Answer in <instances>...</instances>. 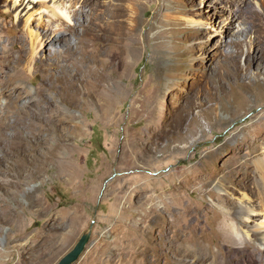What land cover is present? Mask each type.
I'll list each match as a JSON object with an SVG mask.
<instances>
[{"label": "rangeland", "instance_id": "374dc122", "mask_svg": "<svg viewBox=\"0 0 264 264\" xmlns=\"http://www.w3.org/2000/svg\"><path fill=\"white\" fill-rule=\"evenodd\" d=\"M20 1L0 0V264H58L90 229L74 264L258 259L232 232L264 233L239 213L264 148V0Z\"/></svg>", "mask_w": 264, "mask_h": 264}, {"label": "bare ground", "instance_id": "6f19581e", "mask_svg": "<svg viewBox=\"0 0 264 264\" xmlns=\"http://www.w3.org/2000/svg\"><path fill=\"white\" fill-rule=\"evenodd\" d=\"M20 2H22V3H21V5H18L17 9L19 7H21V6H23V5H25L24 9H26V8H29L30 5H31L30 0L27 3H26V0H23V1H20ZM18 3H19V0H14L13 5L17 6ZM32 16H33V14H30L25 19V26H28V24H29L28 22L30 21ZM32 39H33V41L38 42L39 41V36L36 35V33L35 34L32 33ZM16 89H18V87H16L15 90ZM20 91L21 90H19V92ZM20 94H22V93H20ZM19 96L20 95H18L17 97H19ZM74 119H75V116L73 114L69 115L68 112L61 113L60 121H62L63 123L64 122H69V121L73 122ZM74 127H75L74 129L75 130L77 129L76 131H78L79 123H74ZM259 155H261V156L257 157L253 161V163H251L252 167H249L247 164H246V167H243V169L247 170L248 172L244 173L243 180H241V184L240 185L241 186H245L247 188H249L251 185H253L254 186V196H255V200H254L253 204L248 203V204H246L245 207H241V209H239V213L242 215V219L240 220V225H243V227H245L249 223V220H250L251 217H254V218L256 217L257 219L260 218V217H264V148H263V151H261V153H259ZM226 195L232 196V194L227 192V194H221L220 196L218 195L219 197H217V199L219 201L226 202V204L228 206H233L234 205L233 202H234L235 199H233V197H232L231 200H229L228 198H226L227 200H225ZM233 226H234V230H233L232 233L238 239H240L242 241L243 240L244 241L245 240H247V241L249 240L248 242H251L252 239H253L252 236H255L256 239H258L260 241V246L258 248V251L260 252V254H258L259 258L257 259L252 253H249V260H248L247 264H263V262H264V250H263L264 233L263 232L262 233L259 232V233H254V234L252 233L251 234V232L245 231L244 232V234L246 236V239H245L243 237V230H241L240 226H237V224H236V222L234 220H233ZM259 227L260 228H264V221L259 225Z\"/></svg>", "mask_w": 264, "mask_h": 264}, {"label": "water", "instance_id": "95a60500", "mask_svg": "<svg viewBox=\"0 0 264 264\" xmlns=\"http://www.w3.org/2000/svg\"><path fill=\"white\" fill-rule=\"evenodd\" d=\"M92 236V229L88 230L84 233L74 248L69 251L60 261L58 264H74L76 263L81 255L86 250L87 245L89 244Z\"/></svg>", "mask_w": 264, "mask_h": 264}]
</instances>
